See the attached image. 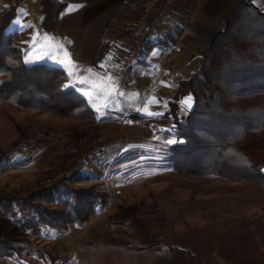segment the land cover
<instances>
[{
  "label": "rangeland",
  "instance_id": "obj_1",
  "mask_svg": "<svg viewBox=\"0 0 264 264\" xmlns=\"http://www.w3.org/2000/svg\"><path fill=\"white\" fill-rule=\"evenodd\" d=\"M2 2L5 7L16 5V17L9 25L8 32L12 31L14 24L21 31L19 24L25 14L28 12L32 16L33 22L27 34L28 47L24 49V54L34 62L25 64L44 63L65 69L68 74L71 71L68 84H75L74 89L86 99L95 118L89 121L58 117L34 109H22L10 103L0 104V155L6 156L0 162V195H24L46 188L59 179L70 178L76 171L89 175L92 182H74V187L97 184L101 190L108 192L106 187L110 186L109 178L118 167H128L126 163L129 156L143 154L153 164H157L170 151L175 143L168 146L165 140L176 139L177 124L190 112L181 105L186 96L180 101L176 119H164L167 113L164 114V110L168 111L173 96L169 91L170 82H175V88L177 81L193 76L201 62L197 63L195 58L193 67L185 68L177 63L180 56L170 46L153 50L146 64L139 63L135 56L142 41L152 42L160 36L162 24L167 21L171 11L153 34L143 37L137 28L142 2H137L130 13L133 18L126 21L124 16L128 14V7L122 4L103 40L105 45L113 44L110 56L116 59L107 58V61L97 62L93 67L77 68L71 64L73 67L68 68L67 61L63 63L57 59L60 57L56 54L59 44L51 40V32L42 28L40 0H23L28 10L20 8L15 0ZM75 6L74 3L70 4L67 13L73 14ZM129 30L130 33H127ZM100 54L94 59H98ZM196 64H199L198 67ZM80 80L87 83L81 85ZM85 92L88 94L85 95ZM173 125L174 133L166 131ZM158 142H163L164 146ZM128 144L129 147L122 148ZM167 155L170 157V153ZM182 177L171 178V181L191 191L203 193L204 190H211L217 194L219 201L225 197L224 188L227 184L212 181V178L217 177ZM156 182L161 180L157 179ZM244 184H249L251 189L248 190L250 202L256 200L251 199V196H261L258 189L264 190L263 186ZM144 193L145 189L142 188L136 194H126L124 199L116 197L115 203L110 201L109 196V203L104 210L84 227L70 226L67 230L42 227L38 231H31L27 244L15 245L12 251L0 247V264H62L70 260L74 264H113L96 244V236L107 225H111L112 218H119L120 207H134L135 215L148 225L145 214L157 197L147 198ZM149 231L162 236L160 225L149 226Z\"/></svg>",
  "mask_w": 264,
  "mask_h": 264
},
{
  "label": "trees",
  "instance_id": "obj_2",
  "mask_svg": "<svg viewBox=\"0 0 264 264\" xmlns=\"http://www.w3.org/2000/svg\"><path fill=\"white\" fill-rule=\"evenodd\" d=\"M22 1L15 0L17 5ZM65 6L60 0H40L45 31L56 29ZM15 17L16 5L5 7L0 0V104L93 120L95 113L86 99L74 88L64 87L69 81L64 69L24 63L19 35L7 31ZM157 44L142 41L136 60L143 62ZM189 95L194 99L193 108L176 130V140L184 142L175 143L169 151L173 171L186 177L213 176L264 187L263 11L252 3L236 10L213 36L196 73L177 82L164 119H176L180 101ZM5 157L0 155V162ZM74 182L91 183L92 179L76 171L70 178L24 195H0V247L12 251L15 245L28 243L31 231L84 227L97 217L109 203L108 192L97 184L74 187ZM135 212L134 207H120L119 218L110 223H125L149 239L166 243L193 264H204L189 251L171 246L165 236L149 231Z\"/></svg>",
  "mask_w": 264,
  "mask_h": 264
},
{
  "label": "crops",
  "instance_id": "obj_3",
  "mask_svg": "<svg viewBox=\"0 0 264 264\" xmlns=\"http://www.w3.org/2000/svg\"><path fill=\"white\" fill-rule=\"evenodd\" d=\"M138 1L64 2L66 6L58 18L56 29L51 32V40L59 44L56 54L60 57L57 59L63 63L67 61L68 68L73 67L71 64L83 68L90 66L101 52L98 62L107 61L114 49L113 44L103 43L109 33L110 22L122 4L128 7L125 21L131 20L130 13ZM25 2L18 6L28 10ZM72 3L76 4L75 12L68 14ZM245 3H252L264 12V0H176L167 21L162 24L160 36L152 40L158 44L150 49L143 62H138L146 64L153 50L170 46L180 56L177 63L185 68L193 67L194 59L197 58V63L202 62L213 36ZM32 22V16L27 12L19 24L21 31L16 24L12 26L11 32L19 35L23 52L28 47L27 34ZM174 83L170 82L169 91L172 94ZM164 111L165 114L167 110ZM157 144L164 146L163 142ZM167 154L157 164L143 154L129 156L128 167H118L109 178L111 183L106 188L110 201L115 203L116 197L124 199L126 194H136L144 188L147 198L157 197L146 212L145 219L150 227L161 226L160 233L171 246L189 251L204 264H264V190L258 189L261 196L250 195L251 199H256L250 202L249 184L212 178V181L227 184L225 197L220 201L211 190H204L203 193L191 191L171 181V178L183 177L172 170ZM157 179L161 182L157 183ZM96 244L113 264H193L182 254L171 250L166 243L149 239L125 223L107 225L97 234Z\"/></svg>",
  "mask_w": 264,
  "mask_h": 264
},
{
  "label": "built area",
  "instance_id": "obj_4",
  "mask_svg": "<svg viewBox=\"0 0 264 264\" xmlns=\"http://www.w3.org/2000/svg\"><path fill=\"white\" fill-rule=\"evenodd\" d=\"M140 1L142 2V11L137 25L140 30V36L153 34L157 26L164 21L176 3V0Z\"/></svg>",
  "mask_w": 264,
  "mask_h": 264
},
{
  "label": "snow or ice",
  "instance_id": "obj_5",
  "mask_svg": "<svg viewBox=\"0 0 264 264\" xmlns=\"http://www.w3.org/2000/svg\"><path fill=\"white\" fill-rule=\"evenodd\" d=\"M34 61H32L31 59L28 58V55L25 56V60H24V63L26 64H30V63H33ZM71 71L69 72V75L71 76ZM109 79H111V77H108ZM79 83L81 85H84L87 83V81L85 80H80ZM65 88H68V87H75V84H66L64 85ZM79 90V89H78ZM85 95H87L88 93L85 92L84 93ZM121 95H123V93H120ZM153 102H159V101H153ZM181 105L182 107H185L187 111H191L192 108H193V105H194V99L191 95L187 96L186 98H184L182 101H181ZM148 115H162L161 114H156V113H147ZM166 131H168L169 133H174L175 132V126L173 125V127L171 129H167ZM183 143L184 141L180 140V141H177L176 139H166L165 140V143L167 144H174V143Z\"/></svg>",
  "mask_w": 264,
  "mask_h": 264
}]
</instances>
